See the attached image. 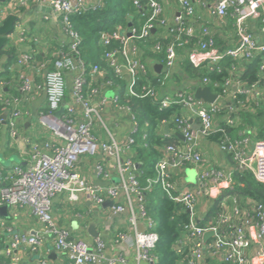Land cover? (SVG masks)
I'll return each mask as SVG.
<instances>
[{
	"label": "built area",
	"instance_id": "built-area-1",
	"mask_svg": "<svg viewBox=\"0 0 264 264\" xmlns=\"http://www.w3.org/2000/svg\"><path fill=\"white\" fill-rule=\"evenodd\" d=\"M28 1L18 3L21 5ZM104 1L37 0L42 9L51 8L61 16L66 39L55 55L52 68V60L39 62L35 50L18 52L15 65L21 68L32 66L34 71L21 76L20 84H17L20 96L0 93V103L9 116L8 123L7 116L2 117L1 122L8 125L9 139L14 144L19 138L17 119L22 117L32 99L44 93L46 102L39 109L38 121L46 133H51V137L47 135L42 142L31 143L26 162L6 170L0 169V209L4 205L29 206L45 225L44 234L53 236L56 249L69 259V264H127L120 248L115 247V251L110 253L101 240H97V245L93 247L86 240L73 238L69 229L55 224L51 212L53 199L63 192L74 201L79 199L80 194H85L97 205L111 199L115 202L112 215H127L134 229L133 245L137 258L155 264L157 256L153 251L159 237L155 230L156 220L147 212L144 195L160 188L168 199L181 202L189 214V223L175 243V249L186 257L178 264H204L209 254L222 257L230 264H251L256 258L257 264H264V204L248 200L242 207L235 197L227 196L216 221L202 225L197 215L199 196L202 193L212 195L214 190H218L219 196L224 189L232 188L234 169L248 171L264 184V138L249 140L250 134L252 137L256 135L253 128L249 135L241 138H233L227 131V127H240L243 113L254 112L255 105H259L264 98V0H213L212 5L209 0H200L203 7L210 6L211 15L221 24L233 20L235 41L223 49L217 47L216 35L210 26L197 28L194 25L197 10L193 0H173L179 5V10L172 23L164 16V7L159 0H144V8L149 14L139 30L134 27L127 30L118 25L111 33H102L101 36L102 44L107 47L103 58L115 76L125 82V87L107 78V69L101 65H88L81 58L82 38L71 21L72 15L101 7ZM135 5L141 7L140 0H135ZM254 20L257 21L258 31L252 28ZM157 28L167 30L163 33L164 38L171 33L174 35L165 43L158 39L151 47L154 52L165 54L161 69L163 76H159L155 84L150 79L149 66L139 56L136 41L147 42ZM129 32L131 35H128ZM12 33L7 35V42ZM158 35L160 38L163 36ZM27 37L25 33L19 35L23 41ZM192 39H197V42L186 51V45L191 44ZM112 40H118L120 47H110ZM64 47L68 48L67 51H62ZM186 53L189 54L188 61L196 68L219 69L224 59L233 61L231 75L225 80L222 93L212 91L218 96L215 102L196 98L195 91L177 92L175 95L162 91L161 88L171 79L176 64ZM259 55L263 58L260 64L261 82L248 85L239 80L243 71L240 65ZM202 81L200 87H209V78L205 77ZM98 82L101 83L95 85ZM5 84L0 81V88L3 89ZM103 84L106 87L116 86L113 109L133 123L124 139L111 131L104 118V111L110 102L100 96ZM122 93L137 98H152L158 101L161 108L175 105L182 108V114L173 121L184 142L168 143L162 147L163 155L155 165V175L147 178L145 185L140 184L136 177L137 162L133 159L131 146L136 141V134L147 137V127H141L131 107L121 103ZM241 94L245 96L240 100L238 95ZM62 108L64 110L59 114ZM197 121L199 127L195 125ZM221 122L226 127L220 125ZM165 123L168 122L164 121L161 125ZM214 132H221L217 145L223 153L232 157L235 162L233 170L210 166L199 150V140L208 139ZM89 154H99L94 162L95 168L103 179L112 180V183L92 184L84 179L77 165L81 158ZM106 159H113L114 166L107 165ZM188 169L195 171L196 180L187 186L177 182L176 177L177 172ZM228 199L234 201L230 211L226 204ZM141 222L143 229L139 230ZM209 231L213 234L207 241L205 234ZM119 236L126 238L125 235ZM42 241L40 235H16L4 244V254L22 246L36 248ZM253 245H257L258 251L251 257L248 251ZM12 264H16V259H12ZM38 264L48 263L42 260Z\"/></svg>",
	"mask_w": 264,
	"mask_h": 264
},
{
	"label": "crops",
	"instance_id": "crops-1",
	"mask_svg": "<svg viewBox=\"0 0 264 264\" xmlns=\"http://www.w3.org/2000/svg\"><path fill=\"white\" fill-rule=\"evenodd\" d=\"M21 0H0V24L3 23L9 16H16L15 29L10 38H8L12 44V47L20 52H28L35 50L37 55L41 54L43 60H51L55 57L61 44L65 42L66 36L63 33V23L61 16L54 13L51 8L45 7L42 9L38 4L37 0H30L26 3H18ZM164 7V16L167 17L170 23L179 10V5L173 0H159ZM212 5L213 0H209ZM16 2L18 3L16 5ZM197 13L194 19V25L197 28L203 25H208L215 35H222L225 40L231 44L235 41V29L233 26V20L228 23L221 24L218 20L214 19L211 15L210 6L203 7L200 4V0H193ZM15 4V5H14ZM128 26L125 29L133 27L131 17H129ZM255 21V20H254ZM252 21V28L254 31L257 30V21ZM131 23V24H130ZM165 29L157 28L154 29L153 34ZM27 34L28 37L23 41L19 39V35ZM159 34V32H158ZM168 36H165V38ZM222 37V40H223ZM170 40V39H169ZM7 44V42H6ZM5 44V45H6ZM4 45V46H5ZM3 49V48H2ZM139 56L141 54V47H139ZM186 51H188L186 49ZM188 55L184 54L181 60L176 64L173 69V75L168 80L162 91L167 92L171 95L177 94V92L192 93L191 87L196 84L198 87L203 85L201 78L194 79L189 77L187 74H181L180 64L184 59L188 58ZM4 58L0 59V67ZM41 60L39 59V62ZM161 64V61L150 59L148 60L149 71L156 75V78L162 77V70L156 71L155 65ZM14 70V78L17 80L14 83H10L9 87L7 84L2 89V93L11 96H19L12 92L14 89H18L20 84L21 76L24 74H33L34 69L32 66L21 68L15 64L12 66ZM162 69V68H161ZM151 73V76L154 75ZM177 75V76H176ZM126 76V75H125ZM119 78V77H116ZM182 78V79H180ZM102 80V79H101ZM100 80V81H101ZM122 81V80H121ZM125 81V80H124ZM6 83V82H4ZM98 82L95 85H99ZM101 95L107 98L110 102L108 103L105 111L104 118L110 127L111 131L119 138H126L133 127V123L128 117L120 115L119 112L114 111L112 106V99L117 93L116 86L106 87L104 84L101 86ZM44 93L35 97L26 106L25 112L22 114L20 119H17V127L19 130V138L11 144L8 134V125L1 122V118H6L4 109L1 108L0 112V169L6 170L17 163H24L29 160V146L31 143H40L46 139L47 135L51 137V133H46L41 124L38 121L39 109L45 104ZM2 104V103H1ZM7 116V123H8ZM195 125L199 127V123L195 122ZM159 133L171 137L172 134H176L180 137L179 141L181 144L184 139L181 137V133L178 128L171 125L169 122L161 125ZM104 139L106 138L105 135ZM257 139L252 137L250 134L249 140ZM199 150L203 156L207 159L210 166L222 168L230 171L235 168V162L230 155L223 153L218 147L217 143L201 138L199 140ZM97 155H87L80 159L77 168L82 174L84 179L92 184H110L112 180H106L98 174L95 168V160L98 158ZM10 161V164H6V161ZM18 160V161H16ZM105 163L109 166H114L113 159H106ZM113 170V168H112ZM192 170L193 169H188ZM187 171L177 172L176 180L180 184L190 185L187 181ZM195 173V171H194ZM114 180V178H113ZM195 182V181H194ZM1 186V183H0ZM218 190H214L212 195L202 193L198 199L197 215L200 219L205 215L207 209L210 207L212 200L217 198ZM109 201H113L108 199ZM106 200V201H108ZM241 206V202L237 201ZM105 204L97 205L92 202L85 194H80L79 199L74 201L70 199L69 194L63 192L57 195L53 199L52 203V215L55 224L62 228L70 230L73 238H79L86 240L93 247L97 245V240H101L105 244V248L113 253L114 248H120L122 255L125 257L127 264H150L146 260H140L137 258V251L133 245L134 229L132 228L127 215L114 216L113 205ZM228 210L234 205L233 199L226 201ZM246 205V204H245ZM4 208V210H2ZM95 225L96 235L90 232L91 225ZM139 230L143 229V223L141 222L138 226ZM45 225L32 213V209L29 206H18L8 207L4 205L0 209V264H12V259H16V264H38L40 261L45 260L48 264H69V259L62 255L55 247V241L53 236L45 235ZM40 235L43 237V241L40 246L34 248L29 246H22L13 250L10 254H4L3 246L8 244L10 240L16 235ZM119 235H125L126 238L121 239ZM120 238V239H118ZM212 237L208 236L207 241ZM119 242H117L118 240ZM118 243H120L118 245ZM258 251L257 245H253L248 251L249 256H255ZM258 258L255 259L251 264H257ZM107 264V263H100ZM121 264V263H118ZM178 264V263H177ZM204 264H230L222 257H214L210 254L207 255Z\"/></svg>",
	"mask_w": 264,
	"mask_h": 264
},
{
	"label": "trees",
	"instance_id": "trees-1",
	"mask_svg": "<svg viewBox=\"0 0 264 264\" xmlns=\"http://www.w3.org/2000/svg\"><path fill=\"white\" fill-rule=\"evenodd\" d=\"M141 7L135 5V0H105L101 7L96 9H89L82 14H74L71 16V21L75 29L80 33L81 58L89 64H99L107 69V78L115 80L116 84L125 87V82L116 78L113 70L104 60L103 55L107 49L101 42L102 33H111L118 25L124 28L128 26L129 17L133 22V27L140 29L148 18V11L144 8L145 1L140 0ZM158 30L159 34H165ZM158 32L152 35L147 42L137 40L136 44L141 47L140 58L148 65V60L155 59L164 62V52H154L152 45L159 40L163 43L168 42L173 37V33L168 37H159ZM222 35L215 36L217 47L223 49L231 45L225 40ZM197 42V39H192V43L186 45V49H192V46ZM110 47H120L118 40H112ZM109 47V48H110ZM64 47L62 51H67ZM4 58L2 66L0 67V81L6 82L9 87L10 83H14V70L12 66L16 63L18 58V51L12 47L11 42L0 50V59ZM40 55H36L37 60H43ZM51 66L55 61V57L51 59ZM263 62L261 55L253 58L249 63L241 64L243 71L239 76V80L252 85L260 83L262 80V72L260 64ZM233 61L230 58L224 59L219 69L196 68L188 59H184L180 64L181 74H187L194 79L209 78V88L211 91L221 94L223 91V84L225 80L231 75L230 68ZM150 79L157 84L156 75L151 76ZM177 76V75H176ZM182 79V78H180ZM198 85L194 84L191 89L196 90ZM2 88H0V93ZM16 95H21L17 89L12 90ZM243 94L238 95V99H244ZM121 103L127 104L131 107L136 120L141 127H147V137L143 138L141 133L136 134L135 143L131 146L133 159L140 163V168L135 171L136 177L140 184L145 185L146 179L155 175V165L162 157V147L168 143L179 141L180 137L172 134L167 137L159 133L161 123L164 121L174 125L173 119L177 115L182 114L181 106L175 105L168 108H161L158 101L152 98H137L134 96L125 95L122 93ZM263 99V100H262ZM259 105H255V111H246L242 115L243 124L238 128L227 127V131L233 138H241V136L249 135L251 128L256 130L257 139L264 138V98ZM254 106V105H253ZM3 105L0 103V112ZM220 125L225 126L223 122ZM226 127V126H225ZM209 140L219 143L221 139V132H214L209 137ZM180 143V142H177ZM233 186L232 188L224 189L222 194L212 200L210 207L207 209L204 216L200 218V223L206 225L209 221H216L222 212V203L227 196L235 197L237 201L241 202L242 207L248 200H254L264 204V184L258 182L254 175L248 171H241L234 169L232 173ZM145 200L147 212L156 220V232L158 233V242L153 253L157 256L155 264H177L180 260L185 259V254H181L175 249L176 241L183 235L185 226L189 223V214L181 202H174L164 194L160 188H155L153 191L145 192Z\"/></svg>",
	"mask_w": 264,
	"mask_h": 264
},
{
	"label": "water",
	"instance_id": "water-1",
	"mask_svg": "<svg viewBox=\"0 0 264 264\" xmlns=\"http://www.w3.org/2000/svg\"><path fill=\"white\" fill-rule=\"evenodd\" d=\"M16 16H9L5 21H3V23L0 24V50L4 47V45L6 44L7 42V35H9L10 33H12L15 29V22H16ZM131 24V23H130ZM154 31V30H153ZM128 35H131V33L129 32ZM162 68V65L161 64H156L155 65V69L156 71H160ZM195 97L196 98H199V99H202L206 102H215V100L217 99V94L213 93L211 91V89L208 87V86H205V87H198L196 90H195ZM64 109H60L58 111V113H62ZM182 139H184L183 135H181ZM141 164L140 163H137L136 164V167L137 168H140ZM105 206L107 205H112L113 204V201H106L105 203ZM4 210V208L2 209ZM90 232L93 234V235H96L97 232L95 231V225L92 224L91 227H90ZM213 234L212 231H209L205 234V238L207 239L208 236H211Z\"/></svg>",
	"mask_w": 264,
	"mask_h": 264
},
{
	"label": "rangeland",
	"instance_id": "rangeland-1",
	"mask_svg": "<svg viewBox=\"0 0 264 264\" xmlns=\"http://www.w3.org/2000/svg\"><path fill=\"white\" fill-rule=\"evenodd\" d=\"M16 161H18V160H16ZM5 163L8 165V164H10V161L7 160ZM187 175H188L187 181L190 183H194V181L196 180V175H195L194 171L188 170Z\"/></svg>",
	"mask_w": 264,
	"mask_h": 264
}]
</instances>
